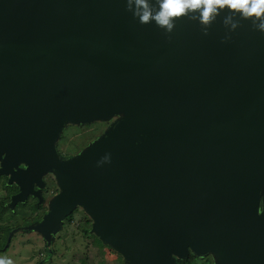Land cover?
<instances>
[{
    "label": "water",
    "instance_id": "95a60500",
    "mask_svg": "<svg viewBox=\"0 0 264 264\" xmlns=\"http://www.w3.org/2000/svg\"><path fill=\"white\" fill-rule=\"evenodd\" d=\"M126 7L0 0V174L20 190L11 205L54 170L60 192L36 227L48 243L81 207L130 264L208 252L264 264V33L251 21L230 31L222 12L208 35L187 17L167 34ZM118 114L87 150L59 156L66 123Z\"/></svg>",
    "mask_w": 264,
    "mask_h": 264
},
{
    "label": "rangeland",
    "instance_id": "374dc122",
    "mask_svg": "<svg viewBox=\"0 0 264 264\" xmlns=\"http://www.w3.org/2000/svg\"><path fill=\"white\" fill-rule=\"evenodd\" d=\"M122 117L118 114L88 123H66L54 143L59 156L63 159L78 156L108 134ZM5 180L0 176V210L4 211L0 216V256L11 258L14 264H130L96 236L93 220L81 207L75 208L70 221L64 220L52 232L48 249V243L36 226L31 232L24 228L41 222L59 194L60 186L54 170L43 175L45 187L40 209L31 210L26 205L10 210L7 206L10 198L3 186ZM10 186L13 192L17 189L14 184ZM198 258L202 260L197 264L205 260L209 264H223V258L217 252H208Z\"/></svg>",
    "mask_w": 264,
    "mask_h": 264
},
{
    "label": "clouds",
    "instance_id": "9594fccd",
    "mask_svg": "<svg viewBox=\"0 0 264 264\" xmlns=\"http://www.w3.org/2000/svg\"><path fill=\"white\" fill-rule=\"evenodd\" d=\"M126 10L140 24L155 25L171 34L176 21L187 17L202 26L204 35L222 12V23L230 31L240 27V21H251L252 28L264 33V0H126ZM230 37H225V40ZM108 160V156L103 158ZM0 264H14L7 256H0Z\"/></svg>",
    "mask_w": 264,
    "mask_h": 264
},
{
    "label": "flooded vegetation",
    "instance_id": "af4514ba",
    "mask_svg": "<svg viewBox=\"0 0 264 264\" xmlns=\"http://www.w3.org/2000/svg\"><path fill=\"white\" fill-rule=\"evenodd\" d=\"M0 167H1V161H0ZM20 168H24V166L23 165H20L19 166ZM0 176H3V177H5L6 178V182H4V189L6 190V195H7V197L9 196V202H8V208L10 209V210H15L17 207L19 208V207H25L26 205L28 206V208L29 209H31V210H34V209H40L41 208V205H42V203H43V193H44V187H45V183H44V181H43V176H42V181H43V183H44V186H43V188H39L38 187V185L37 184H34L33 183V186H32V191H33V193H37V195H35V194H29L28 195V197L25 199V201L24 202H15L14 204H12L11 205V203H12V198L13 197H15L19 192H20V190H19V185H18V183H16L15 181H10L9 179H10V176H7V175H3V174H0ZM11 184H14V185H16L17 187V189L13 192V190L11 189ZM68 218V217H67ZM66 218V219H67ZM65 219V220H66ZM38 222H40V221H38ZM37 222V223H38ZM34 223L33 225H29V226H27V227H24L27 231H30L31 232V230H33V228L35 229V226L36 227H38V225L41 223ZM36 224V225H35ZM37 229V228H36ZM11 233V232H10ZM42 233V237L45 239V237H44V232H41ZM9 236L10 235H8V238H9ZM45 241L48 243V241L45 239ZM50 244H51V237H50V242L48 243V245H47V249L49 248V246H50ZM3 247H5V244H4V246ZM6 247H5V250H4V252H6Z\"/></svg>",
    "mask_w": 264,
    "mask_h": 264
},
{
    "label": "trees",
    "instance_id": "16d2710c",
    "mask_svg": "<svg viewBox=\"0 0 264 264\" xmlns=\"http://www.w3.org/2000/svg\"><path fill=\"white\" fill-rule=\"evenodd\" d=\"M62 158V157H61ZM63 159V158H62ZM4 213V211L1 209L0 210V216ZM72 217V214L66 219L67 221H70ZM202 260V258H198L197 256H195L194 254L190 253L188 255V257L184 258V259H177L176 260V264H197L198 262H200ZM201 264H209V262L207 260H205L203 263Z\"/></svg>",
    "mask_w": 264,
    "mask_h": 264
}]
</instances>
